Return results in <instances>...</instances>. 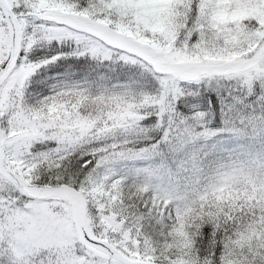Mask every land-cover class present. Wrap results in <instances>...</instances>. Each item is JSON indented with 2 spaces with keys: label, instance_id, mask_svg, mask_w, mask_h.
Masks as SVG:
<instances>
[{
  "label": "trees",
  "instance_id": "16d2710c",
  "mask_svg": "<svg viewBox=\"0 0 264 264\" xmlns=\"http://www.w3.org/2000/svg\"><path fill=\"white\" fill-rule=\"evenodd\" d=\"M144 4L149 6V0H56L51 10L37 12L24 5L26 15L53 22L51 38L45 47L21 44L17 64L6 83L12 92L30 97L31 104H43L51 95L69 90V81L97 85L100 80L114 85L132 77L160 79V99L140 112L148 134L123 148L161 149L169 154L173 152L167 145L170 130L190 113H204L205 126L213 136L190 145L187 156L184 150L176 153L185 158L180 172L192 173L190 184L197 186L173 194L143 180L113 176L103 182L101 190L90 194L84 188L85 180L106 155L101 146L51 156L28 170L17 168V174L29 183L65 184L78 190L92 234L121 249L111 229L124 228L142 243L138 255L121 249L131 258L155 264H264V185H260L264 183V22L246 20L243 33L212 39L198 28V0H185L168 17L165 46L149 42L129 46L103 20L119 12L124 15L129 9L139 11ZM12 10L21 22L20 14ZM0 21L5 23L1 10ZM198 44L211 51L198 58H171L174 48ZM6 49L4 42L0 45V66ZM0 129H4L1 117ZM74 133L54 127L17 132L6 137L8 142L0 136L4 161L14 166L10 151L17 155L52 148ZM239 173L257 178V185L229 186L222 192L211 186L217 179ZM1 184L7 188L5 203L13 198L16 206L39 203L48 219H59L72 229L73 241L59 246L63 258L72 260L81 246L116 261L78 236L61 199L26 198L0 176ZM191 191L205 195L169 216V206L180 204ZM92 258L95 256L81 262L92 264Z\"/></svg>",
  "mask_w": 264,
  "mask_h": 264
},
{
  "label": "rangeland",
  "instance_id": "374dc122",
  "mask_svg": "<svg viewBox=\"0 0 264 264\" xmlns=\"http://www.w3.org/2000/svg\"><path fill=\"white\" fill-rule=\"evenodd\" d=\"M55 1L9 0L10 7L20 14V41L24 47L46 46L50 42L53 22L46 17L26 15L23 6L30 9V12H37L39 9L51 10ZM184 2L185 0H149V6L144 4L139 11L129 9L124 15L119 12L103 21L116 37L127 41L129 46L149 42L151 45L163 47L167 40L165 34L166 26L170 22L168 17L176 5ZM197 10L199 30L216 40L243 33V22L246 20L264 22V0H198ZM92 23L94 24L93 21ZM8 39L9 27L6 28L4 21H0V45L8 43ZM210 51V48L205 49L199 44L194 47H177L171 51V58H198ZM160 82V79L154 81L149 77H132L114 85L100 80L97 85L69 81V90L51 95L43 104H31L30 97L12 92L6 83L0 91V117L4 124L2 137L54 127L75 131L74 134L58 140L52 148L17 155L10 151L9 156L14 164L11 168L15 172L19 168L28 170L34 163L51 156L101 146L106 155L85 180L84 188L90 194L101 190L103 182L113 176L143 180L160 190H170L173 194H178L176 190H181V193L194 190L197 185H191L189 181L192 173L187 172L185 175L179 170L185 163V158L176 153L184 150L187 151L184 154L187 156L190 145L213 136L205 126L204 113L194 111L180 119V124L177 123L170 130L167 145L173 152L169 154L161 149L123 148L125 144L142 140L148 134V127L141 123L140 112L160 99ZM43 108L45 112H42ZM180 174H183L182 179ZM256 181L257 178L239 173L217 179L211 186L217 192H222L223 188L229 186L257 185ZM4 190L7 188L1 184L0 264H82V259L89 256H95V259H91L92 264H104L105 261L119 264L100 252V255H95L98 251L93 248L81 246H78L72 260L63 258L59 246L73 241L72 229L59 219H48L39 203L26 202L23 206H16V198L5 203L8 194ZM204 195L203 192L191 191L181 199L180 204L170 205L167 214L171 216L174 210L186 207ZM99 216L107 217L103 212H99ZM111 227L108 224V228ZM111 230L115 232V240L124 251L133 250L135 255L139 254L143 247L140 241L137 243L124 228L115 227Z\"/></svg>",
  "mask_w": 264,
  "mask_h": 264
},
{
  "label": "water",
  "instance_id": "95a60500",
  "mask_svg": "<svg viewBox=\"0 0 264 264\" xmlns=\"http://www.w3.org/2000/svg\"><path fill=\"white\" fill-rule=\"evenodd\" d=\"M0 8L9 25L8 51L0 67V90L17 63L20 45V28L16 16L11 11L5 0H0ZM0 175L10 184L15 186L24 196L43 200L50 197L62 199L73 220L78 235L86 242L100 246L112 255L121 264H155L147 261L131 259L125 256L106 239L91 234L86 227L85 209L80 194L72 187L65 184H28L22 181L5 163L0 147Z\"/></svg>",
  "mask_w": 264,
  "mask_h": 264
}]
</instances>
